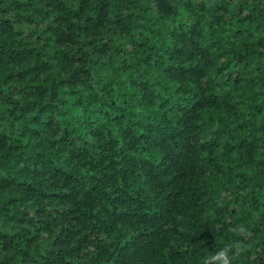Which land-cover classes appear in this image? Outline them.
Listing matches in <instances>:
<instances>
[{
  "label": "trees",
  "instance_id": "16d2710c",
  "mask_svg": "<svg viewBox=\"0 0 264 264\" xmlns=\"http://www.w3.org/2000/svg\"><path fill=\"white\" fill-rule=\"evenodd\" d=\"M229 243L264 264V0H0V264Z\"/></svg>",
  "mask_w": 264,
  "mask_h": 264
},
{
  "label": "clouds",
  "instance_id": "9594fccd",
  "mask_svg": "<svg viewBox=\"0 0 264 264\" xmlns=\"http://www.w3.org/2000/svg\"><path fill=\"white\" fill-rule=\"evenodd\" d=\"M243 249L241 248L240 251ZM239 254L235 243L226 244L219 251L206 255L202 264H233V259Z\"/></svg>",
  "mask_w": 264,
  "mask_h": 264
}]
</instances>
